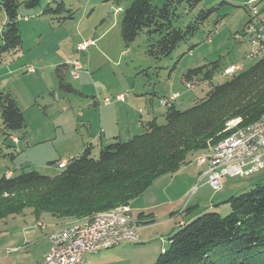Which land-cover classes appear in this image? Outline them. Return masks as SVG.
<instances>
[{
	"label": "rangeland",
	"instance_id": "rangeland-1",
	"mask_svg": "<svg viewBox=\"0 0 264 264\" xmlns=\"http://www.w3.org/2000/svg\"><path fill=\"white\" fill-rule=\"evenodd\" d=\"M133 1L41 0L40 7L26 8L21 0L18 10L23 52L10 56L0 41V91H9L16 99L24 114L27 133L25 136L0 133V178L30 170L55 176L60 162L76 156L72 154L75 141L81 135H87L88 124H93L99 116V105L105 98L114 102L122 95L128 105L124 110L129 106L141 108L145 119L152 116L147 113L154 111L155 121L163 124L165 110L158 105L161 96L177 94L179 98L175 100L174 108H189L203 99L212 85L227 80L226 68L243 65L242 68L247 69L255 62L247 60L252 50L247 39L237 37L243 34L249 18L246 7L249 0H203L193 12L180 15L174 26L184 28L198 10L217 8L193 37L180 43L161 61L145 54L147 38L144 33L128 47L122 41L120 21L123 11ZM55 2L64 5L60 19L42 14L47 4L55 7ZM149 2L160 8L165 0ZM256 7L258 12H264V0H258ZM69 14L71 19L67 18ZM217 19L220 21L215 25ZM4 24L5 15L0 12V32ZM87 41L92 44L79 50ZM67 60L77 61L83 69L76 80L67 72L64 75L63 82L70 84L76 92L61 91L56 76V67L68 63ZM214 62H218V69L212 74L211 82H194L187 91V85L182 82L183 74L203 66L210 70L209 64ZM121 83L127 87H121ZM119 109L120 112L115 107L104 109L101 115L115 122L116 117L124 118L120 115L123 109ZM97 128L98 124L95 130ZM92 149L93 156L97 157L99 143L93 142ZM194 159L178 172L158 177L130 202L129 210L137 224L139 239L92 254V257H98V264H153L166 248L168 235L175 224L183 225L186 213L203 215L211 208L214 209L211 213L225 216L223 212L227 209V214L230 212L225 203L230 196L242 193L248 187L264 185V157L261 171L247 177H225L218 191L209 184L198 182L197 175L205 167L198 168ZM257 180L261 181L255 183ZM35 215L31 207H26L19 215L5 220L17 217L40 222L38 226L48 230H32L38 237L51 230L47 223L54 229L71 223L46 214ZM45 248L44 242L35 243L27 260L40 259ZM94 263V258L89 259L88 264Z\"/></svg>",
	"mask_w": 264,
	"mask_h": 264
},
{
	"label": "trees",
	"instance_id": "trees-1",
	"mask_svg": "<svg viewBox=\"0 0 264 264\" xmlns=\"http://www.w3.org/2000/svg\"><path fill=\"white\" fill-rule=\"evenodd\" d=\"M202 1L165 0L158 8L149 0H134L123 11L120 21L123 43L128 47L144 33L147 56L156 61L169 57L217 10L200 9L186 27L174 26L180 15L193 12ZM20 3L21 0H0V12L5 15L0 41L3 50L13 57L23 52ZM23 4L26 8L40 7L41 0H24ZM64 11L63 3L55 2V7L47 4L42 14L60 19ZM67 18L72 17L69 14ZM76 63H69L71 69ZM209 65L210 70L203 66L186 71L182 82L210 83L218 62ZM67 66L61 63L56 67L60 89L65 93L76 92L63 82ZM242 69L227 75L224 83L212 85L205 97L189 108L161 107L165 110L163 124H158L155 118H140V133L126 141L115 137L100 146L97 157L93 156L92 145L86 144L79 155L63 160L67 165L58 167L59 172L53 177L35 170L3 176L0 224L26 207H31L36 217L46 214L71 223L89 220L117 207L129 208L130 202L158 177L178 172L192 163L198 153L224 138L226 123L239 118L241 125H246L264 115V56ZM0 121V133L4 136L27 133L24 114L9 91H0ZM225 203L230 209L229 214L228 209L223 212L225 216L211 213L214 211L211 208L203 215L186 213L183 225L173 228L166 248L153 264H264V185L230 196Z\"/></svg>",
	"mask_w": 264,
	"mask_h": 264
},
{
	"label": "built area",
	"instance_id": "built-area-1",
	"mask_svg": "<svg viewBox=\"0 0 264 264\" xmlns=\"http://www.w3.org/2000/svg\"><path fill=\"white\" fill-rule=\"evenodd\" d=\"M258 0H249V19L239 38L246 37L252 47L249 61L264 56V13L258 12ZM92 42L80 45L84 50ZM71 77L77 78L81 66L73 64ZM242 65L230 67L225 74L240 70ZM192 87V86H191ZM190 88L186 86L187 90ZM179 95L159 99V105L165 109L171 107ZM121 99V96L118 97ZM105 99L103 104H109ZM226 135L206 151L195 157L197 166H205L203 172L207 184L218 191L225 177H247L263 168L264 157V115L255 122L241 125L235 119L226 123ZM67 161L58 164L64 168ZM138 240L137 224L132 219L128 207H117L89 220L63 226L48 235L49 249L38 264H84V256L96 254L124 242Z\"/></svg>",
	"mask_w": 264,
	"mask_h": 264
},
{
	"label": "crops",
	"instance_id": "crops-1",
	"mask_svg": "<svg viewBox=\"0 0 264 264\" xmlns=\"http://www.w3.org/2000/svg\"><path fill=\"white\" fill-rule=\"evenodd\" d=\"M69 63L70 62L68 61V63L66 62L65 64L68 65ZM70 70H71V67L68 65L67 69L65 68L64 74H66V72L69 73ZM31 71L32 70H30L29 72ZM123 86L127 87L126 84L121 83V87ZM119 96H122V95H119ZM111 105L112 107H110ZM126 106L128 105L126 104V99L123 97L119 101L110 102L109 104H106V105L101 104L100 106L101 112L99 116L97 117V119L95 120L93 124H88L89 130L87 129V135L85 136L81 135L80 138L75 141L74 151L72 152V154L75 153L76 156L79 155L83 147L86 144L92 145L93 142L94 143L98 142L100 146L106 145L112 142V140L115 137H118L122 141H126L130 139L132 136L141 132V127L139 124L140 118L142 120H149L153 118L154 111H152V113L150 112L149 114L147 113V115H152V116H147L148 118L145 119V113L142 111L141 108L135 109L134 107L129 106L128 109L124 110ZM113 107L116 108L117 112H120L119 108L123 109L120 115L124 116V118L120 117V120H119L116 117L115 122H111L105 116L101 115L104 109H108V108L110 109ZM96 124H98L97 130H95ZM198 168H202V167L198 166ZM205 169L206 168H204L203 172L205 171ZM203 172L198 173L197 175L199 179L198 182H204L207 184L206 177L204 176ZM260 181L261 180L259 181L257 180L255 183H259ZM9 223H12V224L9 225ZM23 224H26V226H22ZM37 224L38 223L35 220L34 221L31 220V218H18L17 219V217L9 218L8 220H5L3 221L2 224H0V264H27V263L38 264L43 259L44 255L47 253L49 249L48 235L61 227L54 229L51 225L47 223V225L46 224L45 225L49 226L48 228H50L51 230L48 232L42 233L41 236L38 237L37 235H35V233L32 232V230H43L45 229V226L39 227L37 226ZM176 224L173 228L178 226ZM45 230L47 231L48 229L46 228ZM15 239H19V240L15 241ZM37 242H44L46 244V248L42 251V255L40 259H37L35 257L33 260H30V259L27 260L28 254L30 253L34 244ZM92 256L94 255H85L84 264H88V261L89 259L91 261V258L95 259L94 264H98L99 263L98 257H92Z\"/></svg>",
	"mask_w": 264,
	"mask_h": 264
},
{
	"label": "clouds",
	"instance_id": "clouds-1",
	"mask_svg": "<svg viewBox=\"0 0 264 264\" xmlns=\"http://www.w3.org/2000/svg\"><path fill=\"white\" fill-rule=\"evenodd\" d=\"M248 2H249V1H248ZM248 2H247V3H248ZM247 3H246V7H247L248 12H249V5H248ZM255 5L257 6V3H256ZM256 8H257V7H256ZM120 11H121V10H120ZM261 13H264V12H261ZM248 19H249V18H248ZM247 22H248V21H247ZM247 22L245 23V26H246ZM245 26H244V28H245ZM243 30H244V29H243ZM240 35H242V34H238L237 36H240ZM244 38H246V37H242V38H240V39L242 40V39H244ZM80 66H81V65H80ZM236 66H240V65H236ZM236 66H230V67H236ZM242 66H243V65H242ZM230 67H229V68H230ZM81 69H82V66H81ZM226 69H228V68H226ZM226 69H225V70H226ZM30 70H31V69H30ZM225 70H224V73H225ZM71 71H72V70H71ZM71 71L69 72L70 76H71ZM236 71H238V70H236ZM225 75H228V74H225ZM229 75H231V74H229ZM71 78H72V77H71ZM72 79H73V78H72ZM166 96H167V95L162 96V97H166ZM118 97H119V96H118ZM118 97H117V98H118ZM162 97H160L159 99H161ZM106 99H110V98H106ZM121 99H122V96H121ZM159 99H158V103H159ZM104 100H105V99H104ZM104 100H103V101H104ZM119 100H120V99H119ZM110 102H111V99H110ZM110 102H109V103H110ZM101 104H103V102H102ZM101 104H100L99 106H101ZM174 104H175V102L173 103V106H174ZM104 105H105V104H104ZM158 105H159V104H158ZM160 107H161V106H160Z\"/></svg>",
	"mask_w": 264,
	"mask_h": 264
}]
</instances>
